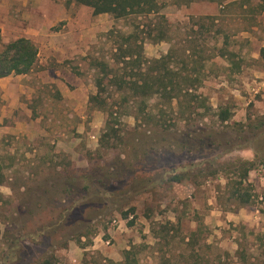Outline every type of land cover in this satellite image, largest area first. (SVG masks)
I'll use <instances>...</instances> for the list:
<instances>
[{
    "label": "rangeland",
    "instance_id": "1",
    "mask_svg": "<svg viewBox=\"0 0 264 264\" xmlns=\"http://www.w3.org/2000/svg\"><path fill=\"white\" fill-rule=\"evenodd\" d=\"M54 1L71 25H45L37 48L71 47L34 68L31 128L0 129V264H264V0H158L157 43L146 38L156 15ZM27 23L11 16L0 51ZM121 35L147 61L171 55L179 99L143 102L111 80L124 76L113 67Z\"/></svg>",
    "mask_w": 264,
    "mask_h": 264
},
{
    "label": "trees",
    "instance_id": "2",
    "mask_svg": "<svg viewBox=\"0 0 264 264\" xmlns=\"http://www.w3.org/2000/svg\"><path fill=\"white\" fill-rule=\"evenodd\" d=\"M196 0H182L183 5H188ZM209 2H216L219 5L225 0H207ZM248 2L249 0H244ZM243 1V2H244ZM70 4L86 6L92 9L94 16L101 14L111 15L115 19L127 18L129 16L142 17L147 19L151 15L158 16V23L154 25L157 29L149 30L146 38L154 43L161 42L165 39V31L162 27L164 17L159 15L158 0H66V5ZM214 22L216 17H209ZM151 24V23H150ZM137 44V38L132 35H121L120 42L117 44L116 53L114 54L113 67L117 72H123L124 76L114 75L111 80L120 83L124 89L131 91L134 97L145 101L155 95L160 98H166L168 102L173 99H179L183 90L180 89V83L176 81L175 74L169 71L168 61L171 55L147 61L142 54L141 44ZM191 53V52H190ZM189 53V54H190ZM38 49L35 44L26 38H18L3 47L0 51V78L14 75H25L34 69L38 62ZM221 56H226L225 53ZM122 66L120 67V65ZM142 66H146L142 71ZM111 69L105 66V71L111 74ZM136 70L137 73H128V70ZM73 73L74 67H71ZM132 72V71H130ZM170 72V75H169ZM168 73V74H167ZM107 75V74H106ZM188 76L184 78L187 80ZM97 86H101L97 82ZM221 121L229 119V113L224 111L220 113ZM112 116V114H110ZM109 128V122L107 124ZM245 167L239 169L238 183L236 186L241 187L243 182L247 179L248 173L253 169L249 162H245ZM177 176L172 177V181H177ZM228 185V183H227ZM243 205L249 203L248 196L241 201ZM132 212V211H131ZM126 216V214H124ZM127 218V216H126ZM129 224H132L129 223ZM129 251H125V260L129 255Z\"/></svg>",
    "mask_w": 264,
    "mask_h": 264
},
{
    "label": "crops",
    "instance_id": "3",
    "mask_svg": "<svg viewBox=\"0 0 264 264\" xmlns=\"http://www.w3.org/2000/svg\"><path fill=\"white\" fill-rule=\"evenodd\" d=\"M16 12H21L27 18L28 23L25 29L13 28V34L23 35V37L19 38L31 40L36 47L37 36L39 32L44 31L45 25L51 28L62 21H66L68 27L71 25L72 15L68 16V9L63 4L54 0H0V28L3 29L2 34L7 33L11 16L16 14ZM5 38L3 36V47L18 39L10 41V38L7 40ZM69 47L71 46L67 41H45L40 45V48H37L38 61L43 65H49V63L55 65V62L60 63L61 59L58 58L62 57L59 56H62V52H66ZM55 58L57 59L54 60ZM33 71L34 69L25 75L12 74L8 77L0 78V99L3 101V105L0 108L2 113L0 125L3 128L0 129H3L5 132L15 133L22 130L26 132L31 128L32 120L28 113L31 111L29 102L33 92L32 80L35 76V74L32 75ZM36 74L38 78L43 76V72H37ZM59 76L60 72L58 69L51 73L52 80H57ZM69 94L74 96L76 92H69ZM21 112L25 113V118L19 116L18 113ZM7 119L11 120L10 123L4 124Z\"/></svg>",
    "mask_w": 264,
    "mask_h": 264
},
{
    "label": "built area",
    "instance_id": "4",
    "mask_svg": "<svg viewBox=\"0 0 264 264\" xmlns=\"http://www.w3.org/2000/svg\"><path fill=\"white\" fill-rule=\"evenodd\" d=\"M108 244V243H107Z\"/></svg>",
    "mask_w": 264,
    "mask_h": 264
}]
</instances>
